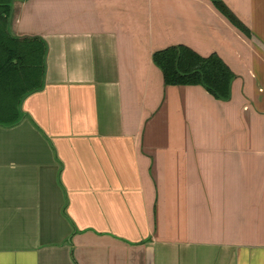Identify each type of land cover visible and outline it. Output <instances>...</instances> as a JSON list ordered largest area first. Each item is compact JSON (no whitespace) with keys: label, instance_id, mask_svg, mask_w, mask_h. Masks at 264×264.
<instances>
[{"label":"crops","instance_id":"crops-1","mask_svg":"<svg viewBox=\"0 0 264 264\" xmlns=\"http://www.w3.org/2000/svg\"><path fill=\"white\" fill-rule=\"evenodd\" d=\"M222 1L250 38L208 0H13L45 55L41 89L0 94V264H264V0ZM180 44L231 68L229 101L165 85L152 56ZM203 182L211 232L175 227L169 184L199 215Z\"/></svg>","mask_w":264,"mask_h":264},{"label":"trees","instance_id":"trees-1","mask_svg":"<svg viewBox=\"0 0 264 264\" xmlns=\"http://www.w3.org/2000/svg\"><path fill=\"white\" fill-rule=\"evenodd\" d=\"M209 1L237 31L246 38L251 37L247 26L222 0ZM12 2L13 0H0V94L12 90L17 94L18 101L15 103L19 105L26 96L42 87L45 47L39 39L18 40L11 37L7 20ZM20 42H27L26 47ZM152 60L161 70L167 86H200L216 100L227 102L231 99L236 75L215 53L203 57L192 48L180 44L155 52ZM24 70L26 79L23 76ZM3 106L8 104L4 102Z\"/></svg>","mask_w":264,"mask_h":264},{"label":"rangeland","instance_id":"rangeland-1","mask_svg":"<svg viewBox=\"0 0 264 264\" xmlns=\"http://www.w3.org/2000/svg\"><path fill=\"white\" fill-rule=\"evenodd\" d=\"M204 36H202V37H204ZM211 38L212 37H209V39H211ZM236 45H239L237 41L234 42V46H236ZM206 49H208V48L205 47V50ZM207 56H209V55H206L204 57H207ZM240 57H241V55H240ZM238 61L239 60L237 59V62ZM261 86H262L261 88H262V93H263L262 95H264V86L262 84H261ZM236 160H237V168L236 169H234L233 167H231V168L233 170H236L237 173H239L240 172V168H239V165H238V159L236 158ZM232 169H228V168H224L223 167V171L220 170L221 172H223L221 174V176L228 174V170H230V173H231ZM169 185H170L169 193H175V195H176V196L172 195L173 197L170 196L171 197L170 206L172 207V210H174V212L176 213L175 214V218H174V222H175L174 226L177 227L176 223L178 221H182L183 222L182 227L184 226V229H186V227L184 225V222L186 224V222H187L186 219H188V220H190V226L191 227H195L196 226V222H197V220L199 218V228H205V229H207L209 231L208 233H210L211 232V225L208 224L207 222H211V220H212V215H211V208L212 207L211 206H214L215 208H219V206H220V208L223 207V200L221 199L222 197L219 196L218 199H216V201H214L215 199L213 200V198L211 196V191H212L211 184L205 183V182L199 183V215H195V214H193V215L191 214L190 215L191 210H187L189 215H187L185 213L186 207H187V201L184 200V198H183V187L180 186L181 183H173V184H169ZM186 185L188 186L187 190L189 191V194H191V193L194 194L193 187L195 186V183H186ZM186 188H184L185 191H186ZM238 188H240V187H238ZM241 202H242L241 199L235 200V204L237 206H240L238 210H242ZM224 205H226V203ZM231 206H233L232 205V200H230L229 207L227 206V208L231 209L230 208ZM177 211H179V212L177 213ZM220 218H221V216H220ZM222 222H223V220H221V224L219 225L220 227H223ZM225 223H226V219L224 217V224ZM233 226L232 225L227 226L230 230H225L224 231L223 229H221V230H219L220 231L219 233L222 236H225L227 239H230V240H231L232 237H237L238 234H240V235L244 234L243 230H236L234 228V227L241 226V225H237V226H234V227ZM182 231L174 230L171 233H180Z\"/></svg>","mask_w":264,"mask_h":264}]
</instances>
